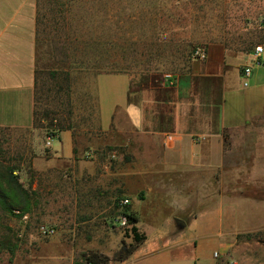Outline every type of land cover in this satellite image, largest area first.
Returning a JSON list of instances; mask_svg holds the SVG:
<instances>
[{
    "label": "crops",
    "instance_id": "1",
    "mask_svg": "<svg viewBox=\"0 0 264 264\" xmlns=\"http://www.w3.org/2000/svg\"><path fill=\"white\" fill-rule=\"evenodd\" d=\"M115 1L94 0L96 19H113ZM89 4L0 0V127H32L39 37L51 49V37L73 29L87 35ZM201 47L206 59L193 57L171 88L131 92L128 74L101 73L127 76L126 101H111L107 126L98 109L95 134L79 147L126 151L129 159H117L105 175L146 235L124 260L106 264H223L239 238L264 230V52L244 80L252 49L225 40ZM55 138V147L47 141L55 156L94 173L96 159H74L80 152L71 130ZM134 198L143 205L133 207Z\"/></svg>",
    "mask_w": 264,
    "mask_h": 264
},
{
    "label": "rangeland",
    "instance_id": "2",
    "mask_svg": "<svg viewBox=\"0 0 264 264\" xmlns=\"http://www.w3.org/2000/svg\"><path fill=\"white\" fill-rule=\"evenodd\" d=\"M113 11V19H96L92 0L83 40L96 50L99 64L130 76L131 92L173 87L166 75L176 78L187 68L193 50L205 43L225 40L238 49L264 46V0H116ZM50 47L40 36L38 68L51 65ZM47 81L42 74L38 83L45 87ZM127 84L123 74L93 75L82 70L74 78L71 109L78 118L75 146L80 152L74 159H96L93 174L77 161L69 164L63 156H55L43 130L4 131L5 158L17 164L15 173L33 195L25 217L0 212V264H70L80 261L84 252L111 256L123 242H132L128 226H113L124 196L121 189H112L110 175H105L117 159L129 156L119 147H79L95 134L86 129L90 123L96 126L98 109L101 124L108 125L111 101H126ZM61 111L60 116L67 115ZM58 142L51 138L52 147ZM142 203L132 201L133 207ZM41 224L53 226L56 233L41 236L37 229ZM239 239L223 264H264V230Z\"/></svg>",
    "mask_w": 264,
    "mask_h": 264
},
{
    "label": "trees",
    "instance_id": "3",
    "mask_svg": "<svg viewBox=\"0 0 264 264\" xmlns=\"http://www.w3.org/2000/svg\"><path fill=\"white\" fill-rule=\"evenodd\" d=\"M77 31V29H73L70 36L66 34L64 37L60 35L55 36V38L51 37L52 41L57 43L48 51L52 57V63L48 67H36L35 69L33 123L31 129H29L30 131L43 130L45 136L50 138L58 137L60 132L68 129L72 132L74 144L78 131V118L72 116L71 109V94L75 76L82 70L93 73V75L124 73L114 71L104 63L99 64L100 56L96 54L95 49L86 46L87 40L84 41L83 35H79L76 33ZM90 38L91 36L89 40H92ZM82 44L85 46H82ZM42 74L46 75L47 82H49L45 87L38 83ZM93 102H96V98H93ZM41 106H43L42 109ZM61 110H66L67 115L60 116L62 114ZM46 121L48 124L44 126L43 123ZM87 127V131L90 133L95 128L91 123ZM9 130H12V128L0 127V212L22 217L30 212L33 193L20 181L19 176L15 173L17 164L11 163L13 159L5 158L2 145L8 141L4 131ZM73 151L76 152L75 147ZM120 214H124L127 218L132 242L129 244L123 242L122 246L114 251L111 256L92 250L84 252L81 254V260L74 261L72 264H106L111 260L121 261L145 240L146 235L139 232L135 226L137 216L130 209L129 203L122 205ZM10 251H12V248H10Z\"/></svg>",
    "mask_w": 264,
    "mask_h": 264
},
{
    "label": "built area",
    "instance_id": "4",
    "mask_svg": "<svg viewBox=\"0 0 264 264\" xmlns=\"http://www.w3.org/2000/svg\"><path fill=\"white\" fill-rule=\"evenodd\" d=\"M263 52H264V46L263 45L258 44L256 46H254V48L252 49V54H251V57H252L251 62L248 64H245L244 66L241 67V77L244 80L248 79L252 75L253 68L255 66L261 65V56H262ZM206 56H207V53H206L205 49L201 46L196 47L193 50V57L194 58L204 60V59H206ZM166 80L168 81V83L170 85L175 84V82H176V78L170 74L166 75ZM49 138L50 137H48V139ZM128 202H129V200L127 198H124L120 201L121 205H124ZM23 217H25V215H23ZM117 218H118L120 226H123V225L128 226L127 218L124 214H119ZM37 229H38V233L43 237H50L56 233V229L53 226H49V225H45V224L39 225ZM214 255H217V253H214Z\"/></svg>",
    "mask_w": 264,
    "mask_h": 264
},
{
    "label": "water",
    "instance_id": "5",
    "mask_svg": "<svg viewBox=\"0 0 264 264\" xmlns=\"http://www.w3.org/2000/svg\"><path fill=\"white\" fill-rule=\"evenodd\" d=\"M175 221L177 222V224H180V225H182V226L185 225L184 221L181 220V219H179V218H176Z\"/></svg>",
    "mask_w": 264,
    "mask_h": 264
}]
</instances>
